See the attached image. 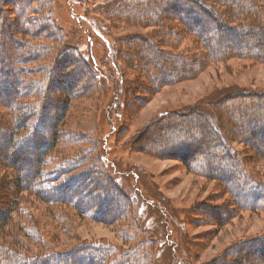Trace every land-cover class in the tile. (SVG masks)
I'll use <instances>...</instances> for the list:
<instances>
[{"label":"trees","instance_id":"16d2710c","mask_svg":"<svg viewBox=\"0 0 264 264\" xmlns=\"http://www.w3.org/2000/svg\"><path fill=\"white\" fill-rule=\"evenodd\" d=\"M101 12L112 20L120 18L126 27H152L155 30L150 40L125 38L122 43L116 41L122 46L112 52L115 59L131 57L140 61L138 53L143 46L148 51L150 48L158 59L156 63L147 59L140 71L129 67L127 71L136 72L140 79L125 83L124 109L130 106L136 111L138 106L135 105L144 104L147 94L158 93L161 87L190 81L204 69L225 65L233 59L264 66V0H112L98 8L97 13ZM44 14L48 16L10 22L8 25L19 24L15 33L10 34L11 44L2 42V35L13 28L5 26L3 30L0 27V108L6 111V116L0 117V172L11 171L7 175V184L4 179V182L0 181V264H151L150 251L155 247L152 239H143L125 252L101 242L62 252H42L46 239L53 237L50 234L65 232L60 216L66 220L67 217L72 220L68 215L73 214L77 219L122 222L123 228L133 208L130 197L108 173L103 157L107 151L105 144L82 136H87L84 133L62 132L68 101L64 103L60 99L59 102L48 90L41 93L42 84L54 77L52 65L34 71L28 69L30 57L34 58L39 51L44 54L55 52L54 45L67 49L63 55L71 57L74 53L79 59L70 62L66 57L72 63L69 66L79 70V73H73L76 80L81 79L87 68L74 47L66 46L59 37L53 36L60 32L51 28L55 25L50 18L51 12ZM0 21L3 22L1 16ZM26 26H44L45 33L25 31ZM51 30L55 32L50 33ZM46 37L50 40L48 47L32 44V39ZM79 37L78 31L68 33V41L73 46ZM178 46H183L180 53L164 52L165 48ZM70 75L63 81L70 91L68 95L81 93L75 88L78 82L72 81ZM50 87L57 90L63 85L53 82ZM208 107L224 112L215 126L210 121L205 125L207 115L198 111L167 112L145 123L137 132L134 144L139 152L148 154L160 148L159 140L166 145L175 139L171 147H164L154 156L176 159L191 174L215 182L218 199L223 200L216 206L202 202L200 206L204 207L198 206V209L205 211L209 218H216V225L223 226L242 212L264 213V93L240 91ZM198 118L204 120L197 122ZM109 121L114 131L113 122ZM162 121L166 122L164 130L170 129V133L162 131L159 126ZM197 123L200 133L192 138L195 143L188 146L181 141L180 135L185 136L182 130L186 129L182 126ZM171 125H175L173 131ZM149 129L156 132L147 133ZM94 131L88 129L90 133ZM60 137L74 144L88 140L92 146L74 156L66 154L55 158L61 145ZM98 144L101 145L98 147ZM90 159L95 161L89 162ZM88 164L102 173V179L93 177L91 168L80 171ZM10 186L18 192L15 198L6 194V187ZM25 195L34 196L45 209L34 212L22 206ZM121 204L127 208L122 216ZM42 219L51 222L43 223ZM44 247L48 249L47 245ZM204 264H264V237L237 242Z\"/></svg>","mask_w":264,"mask_h":264},{"label":"rangeland","instance_id":"374dc122","mask_svg":"<svg viewBox=\"0 0 264 264\" xmlns=\"http://www.w3.org/2000/svg\"><path fill=\"white\" fill-rule=\"evenodd\" d=\"M109 1L112 0H0V16L3 18V22L0 21V27L3 30L5 26L13 28L12 31L11 29L10 31L7 29L8 32L5 31L2 35V42L11 44L10 34L13 35L12 33H15V29L19 27L18 23L8 25L10 22L16 19H42L48 16L44 13L51 12L50 18L55 24L51 25V28H57L60 33L54 30L50 33L55 32L53 36L59 37L61 43L74 47L78 51L82 62L87 66L79 81L73 75L75 72L79 73V70L70 67L72 63H69L67 58L70 62L79 61V59L74 53L71 57L63 55L68 51L61 45H54L55 52L44 54L43 51H39L33 55L34 58L30 57L28 69L34 71L39 67L52 65L54 79L42 84L41 93H47L48 90L50 95L58 97L59 102L60 99L64 103L68 101V106L65 108V126L62 132L84 133L87 136H82L89 137L90 140L98 139L102 141V145L105 144L107 151L103 157L106 159L104 163L108 173L122 188V191L130 197L133 205L131 216L128 220L126 219L127 221L124 220L126 222L123 228H121L122 222L116 224L102 223L88 218L77 219L73 214L68 215L73 218L72 220L68 217L66 220V217L60 216L65 232L50 234L53 237L49 235L50 239L45 241L48 249L46 250L44 245L42 252L50 250L62 252L79 245L100 242L125 252L138 245L143 239H152L155 247L150 251L152 253L151 264H204L222 255L225 249L237 242L258 236L264 237V213L242 212L238 217L219 226L215 223L216 218H209L205 211L198 209L202 202L207 203V206H216L223 199H218L219 194L215 190L214 181L191 174L176 159L154 156L162 152L164 147H171L170 144L176 142L175 139L168 141L166 145L159 140L160 148L154 149L152 154L139 152L134 144L136 142L134 139L138 138L139 129L158 114L173 111L189 113L198 111L207 115V118L205 120L198 118L197 122L203 119L205 125H209L210 121V124L215 126L224 112L220 109L217 112L212 111L208 106L227 95L240 91L264 93V66L247 60L233 59L225 65L204 69L190 81L161 87L158 93L147 94L144 104L135 105L138 106L136 111L130 106L124 109L122 104L125 83L139 78L136 72L127 71L129 67H136L134 69L140 71L144 61L149 59L152 63H156L158 59L152 54L150 48L149 51L147 50L146 46H143L138 53L142 59L140 61L131 57L115 59L116 55L112 52L122 46L121 43L125 41V38L134 39V41H140V38L150 40L155 30L152 27L144 29L137 26L126 27L127 25L125 26L118 17L112 20L102 12L97 13L98 8ZM27 29L44 34L46 28L26 26L25 31ZM70 31L80 33L77 44L74 46L68 41ZM15 36L25 38L24 35ZM220 36L223 37L222 34ZM117 40L122 42L118 43ZM49 41L48 37L32 39V44H42L48 47ZM262 41L264 43V40ZM182 48L183 46L168 47L164 49V52L176 54L180 53ZM69 73H71L69 78L78 82L75 88L79 92L82 91L81 93L68 95L70 91L63 81ZM36 77L37 75L34 76ZM52 81L63 87L57 90L51 88ZM120 84H122L121 87ZM28 93L30 94L31 91L28 90ZM68 98L71 99L68 100ZM5 113L6 111L0 108V117H5ZM109 119L113 122L114 131L110 128ZM162 122L159 124L162 131L170 133V129L169 131L164 130L166 122ZM197 125L198 123L182 126L186 129L182 130L185 136L183 138L180 135L181 141L187 143L188 146L195 143L192 138L200 133V129L196 128ZM170 128L173 131L175 125H171ZM88 129H95V131L90 133ZM149 132L154 134L156 130L149 129L147 133ZM173 135H176L175 132ZM67 141L69 140L60 137L59 144L61 145L55 158L66 154L74 156L82 152L84 148L92 146L88 140L81 144ZM100 145L98 144V147ZM91 166L88 164V167L80 168V171L91 168L93 169L92 176L102 179V173L96 172ZM0 167H2L1 164ZM9 172H11L10 169H6L4 173L0 172V181L4 179V184L9 181L7 177ZM11 187H6V194L15 198L18 192ZM42 204L32 195H25L22 199V206L34 212H36L35 209L43 211L45 207ZM68 208L65 206V209ZM121 210L120 216L124 215L127 208L121 204ZM42 221L48 224L51 222L45 219ZM45 233L47 234V230Z\"/></svg>","mask_w":264,"mask_h":264}]
</instances>
